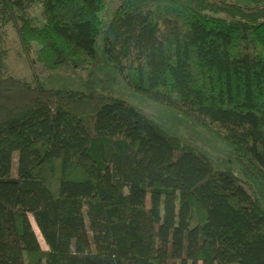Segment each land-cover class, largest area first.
<instances>
[{
  "label": "trees",
  "instance_id": "trees-1",
  "mask_svg": "<svg viewBox=\"0 0 264 264\" xmlns=\"http://www.w3.org/2000/svg\"><path fill=\"white\" fill-rule=\"evenodd\" d=\"M105 8L0 0V264H264V0ZM7 26L31 67L82 70V91L7 75ZM117 78L213 129L238 168L107 95Z\"/></svg>",
  "mask_w": 264,
  "mask_h": 264
},
{
  "label": "rangeland",
  "instance_id": "rangeland-1",
  "mask_svg": "<svg viewBox=\"0 0 264 264\" xmlns=\"http://www.w3.org/2000/svg\"><path fill=\"white\" fill-rule=\"evenodd\" d=\"M105 2L106 8L102 18L107 22L119 5V0H105ZM28 13L38 19L40 17L39 6L34 4ZM4 31L7 75L26 81H31L33 75H35L38 84L45 89L67 88L82 91L80 84V78L84 75L82 70L63 69L49 75L37 63L31 67L26 57L19 50L12 28L7 26ZM95 48L97 55L103 58L101 36L98 37ZM34 49H36L35 46H33ZM30 57H33V54ZM114 76L119 77L116 73H114ZM117 79L116 86L107 92V95L128 102L143 115L155 120L167 133L177 137L183 144L198 150L214 169L225 170L229 168L236 170L238 168L239 163L233 158V150L213 129L202 126L190 116L184 115L173 108L149 101L130 89L120 78ZM15 157L16 154H13L10 168V175L13 177L15 176ZM236 175L238 174L236 173ZM40 244L41 248L45 250L43 243L40 242Z\"/></svg>",
  "mask_w": 264,
  "mask_h": 264
}]
</instances>
